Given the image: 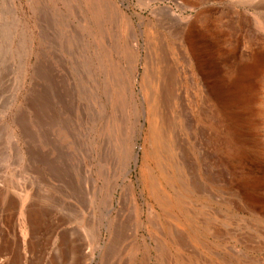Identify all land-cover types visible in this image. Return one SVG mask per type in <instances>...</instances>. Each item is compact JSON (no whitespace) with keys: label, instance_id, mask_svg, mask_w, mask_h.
<instances>
[{"label":"rangeland","instance_id":"374dc122","mask_svg":"<svg viewBox=\"0 0 264 264\" xmlns=\"http://www.w3.org/2000/svg\"><path fill=\"white\" fill-rule=\"evenodd\" d=\"M0 264H264V0H0Z\"/></svg>","mask_w":264,"mask_h":264},{"label":"bare ground","instance_id":"6f19581e","mask_svg":"<svg viewBox=\"0 0 264 264\" xmlns=\"http://www.w3.org/2000/svg\"><path fill=\"white\" fill-rule=\"evenodd\" d=\"M174 84V83H173ZM170 92V91H169ZM163 102H162V99L160 100V102H159V104H162ZM163 105V104H162ZM166 105V104H165ZM159 108H160V105H159ZM164 108V107H163ZM161 112H163V110L161 111ZM164 113V112H163ZM162 113V114H163ZM165 114V113H164ZM172 114V113H171ZM167 115V114H166ZM169 118V117H168ZM168 120V119H167ZM161 121V120H160Z\"/></svg>","mask_w":264,"mask_h":264}]
</instances>
